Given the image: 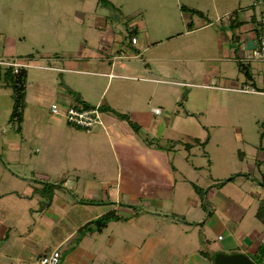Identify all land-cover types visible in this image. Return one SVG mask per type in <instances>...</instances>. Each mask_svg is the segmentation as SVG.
I'll use <instances>...</instances> for the list:
<instances>
[{"label": "rangeland", "instance_id": "rangeland-1", "mask_svg": "<svg viewBox=\"0 0 264 264\" xmlns=\"http://www.w3.org/2000/svg\"><path fill=\"white\" fill-rule=\"evenodd\" d=\"M254 1L0 0V62H3L0 70L3 72L7 67L5 62L29 64L22 67L26 70V79L21 101L24 106L18 111L19 118L18 113L17 116L11 114L18 93L16 87L20 86L14 76L0 80V220L5 218L7 222L15 221L25 227L32 220L33 210L40 209L43 200L51 199L48 194H56L66 201L71 224L60 218L59 232L73 228L74 216L76 224L87 218L85 205L89 202L95 203L93 207L97 210L98 206L115 201L113 191L108 194L100 189V183L106 180L99 179L103 174L92 168L94 158L100 160L103 155L90 149L85 141L79 148L78 139L63 137L71 136L65 132V127L80 128L67 123L63 114L69 105L83 106L75 99L80 93L93 104L90 106L99 105L101 111L103 106L96 103L97 100L110 102L113 99L119 104L117 108H126L125 112L134 107L131 106L133 97L128 93L136 90L131 88V82L95 74L100 72L98 55H114V51L101 47L104 36L113 35L127 43L135 54L129 57L123 53L126 57L121 61L127 68L124 71L115 68V73L164 80L148 83L150 86L145 91L153 96L149 105L164 106L165 122L173 120L172 113H185L175 118L182 128L181 144L176 140H162L161 145L174 148L170 149L173 153L179 149V156L184 153L182 163L189 160V165L192 161L195 166L198 164L193 169L203 177L205 184L199 185L200 188L195 185L197 193L192 196L196 195L202 203V220L209 221L217 213L223 223L222 229H208V223L199 225L196 235L205 242L199 243L204 258L200 256L198 264H214L218 253L237 252L249 256L256 264H264L257 252L259 245L264 244V93H261L264 92V60L256 58L250 46L253 34L249 32L252 28L249 19L254 14ZM182 5L202 14L189 12L183 18ZM234 12L243 24L233 29L229 21ZM186 19L189 20L184 21ZM142 21L145 29L139 30L136 24ZM132 28L139 30L138 33ZM145 31L152 45L143 49L139 44H130L131 33L142 38ZM176 33L180 37L167 40L166 37ZM159 40L163 41L156 44ZM81 47L85 58H78ZM78 59L90 61L86 72L81 71V63H69L80 61ZM145 63L149 64L148 69ZM244 88L248 91L241 90ZM145 101L147 97L137 101V105L149 107ZM52 104L57 107L56 113L51 111ZM74 133L72 130L71 134ZM148 139V144H158V139ZM102 153L106 154L104 147ZM101 163L109 168L117 165L112 157ZM73 167L79 171L75 173ZM232 170L235 173H230ZM239 171L245 175H237ZM94 172L100 177L92 178ZM106 176H113L107 179L109 182L117 178L116 174ZM229 177L232 179L228 180ZM229 181L234 187L223 188ZM27 182L43 186L46 195L42 189L24 193ZM69 182L74 183L77 190L71 192ZM85 188L90 192L98 190L91 194ZM218 189L219 202L230 211L228 216L218 201L213 200ZM226 196H230L231 202ZM129 198L125 193L117 194L120 202H131ZM138 199L132 204L142 208L143 202ZM172 203L177 212L189 208V201L173 200ZM156 211L172 216L170 208ZM81 227L78 226L77 236L86 230V226ZM92 227L93 223L88 225V229ZM255 230L259 233L253 239ZM164 232L168 234L166 229ZM230 235L238 247L224 246ZM13 239L22 238L16 234ZM250 241L255 252L246 247L250 246ZM175 244L179 246L181 242L175 241ZM45 248L42 251L48 252L50 246ZM64 253L67 255L68 250ZM172 262L179 264V259L173 257ZM186 262L183 259L180 264ZM0 264H5V259L0 257Z\"/></svg>", "mask_w": 264, "mask_h": 264}, {"label": "crops", "instance_id": "crops-1", "mask_svg": "<svg viewBox=\"0 0 264 264\" xmlns=\"http://www.w3.org/2000/svg\"><path fill=\"white\" fill-rule=\"evenodd\" d=\"M180 10L183 18L186 14H190L189 11ZM189 19L184 21H188ZM136 26L139 27V30H141V27L142 30L145 29L143 21L137 23ZM131 30L135 32L139 31L134 28ZM101 33L103 34L104 32L101 31ZM177 37H180L179 33L166 38L169 41ZM104 40L101 47L109 49L111 52L114 51V55L112 57L110 54L98 55L100 60V68L98 70L100 72L95 74L108 76V78L117 77L124 82H131V88L136 90L135 92L129 91L128 93L133 97L131 106L134 107L127 109L126 113V108H117L119 104H116L113 99L110 102H99L97 100L96 103H100L103 106V124L95 126L90 130L65 127L67 129H65V132L71 136L66 137L63 135V137L69 140L71 137L78 139L76 145L79 148L83 147L81 144L85 141L90 149L97 152V154L103 155L100 160L94 158L96 162L95 165H92V168L97 170L99 174H103V176L100 177L98 173L94 172L95 175L92 178L100 177L99 179H102V181L106 179L100 183L102 186L100 189L102 191L105 190L108 194L113 191L112 193L116 197L115 201H112L110 204L100 205L97 210V207H93L95 203L89 202V206L85 205V215H87V218L82 220L81 223L76 224L74 216V219L72 218V221H74L72 224L74 225L73 228L59 232L57 224L60 222V218L65 219L68 225L71 224L66 214L68 210L66 209L67 203L59 196H56V194H48L51 199L48 202L47 200H43L40 209L33 210L32 220L25 227L18 226L15 221L10 223L5 218L4 220L1 219L0 257L5 259V264H40V257L49 255L55 249L60 252L59 264H174L172 262L173 257L179 259V264L183 259H186L187 264H198L197 259L200 256L204 258L199 243L205 242L204 238L202 240L196 235L199 225L204 223L203 225L205 226L208 223V229L210 227L222 229L223 227V223L217 216V213H214V217L209 221L207 219L202 220L204 215V210L201 209L202 203L196 195L192 196V193H197L196 189H194L195 185L200 188L199 185L205 184L203 177L201 178V176L197 175L196 170L193 169L197 168L198 164L195 166L192 161L189 165V160L182 163L181 158H184V153L179 156V149L176 153H173L170 149L174 148L161 145L162 140H176L181 144L180 131L182 128L179 127L178 119L175 118H178L180 115L184 116L185 113H182V111L180 114L172 113L174 116L173 120L169 119L167 122L163 118L164 106L162 104L155 105V107L162 109L161 114L156 115L152 113V106L149 104L153 96L147 93L145 88L148 90L150 86L149 82L164 80L152 76H135L126 74L125 72L124 74H116L115 68H119L122 71L127 68V65L121 61V58L125 56L123 53L128 54L129 57L135 56V54H132V51L126 46L127 43L124 44V41H121L120 38L107 35L104 36ZM161 41L163 40H159L156 44H159ZM248 43L250 44V42ZM130 44H139L145 49L146 46L152 45V40L148 31H145L142 38L138 36L137 43L133 44L130 42ZM107 45L109 46L108 48L106 47ZM82 49L83 47H81L78 58L86 57L82 54ZM89 62L88 59L69 61L72 65H74L73 63H76L75 65L81 63L83 65V70H81L83 73L90 67ZM101 65H103L102 69ZM145 65L148 66L149 64L145 63ZM148 68L149 66L145 67V69ZM128 70H130L129 67ZM138 79H142L143 81H136ZM117 86L120 87V85ZM141 88H143V92ZM146 97L147 101L145 102L149 107L145 106L141 108V105H137V101ZM75 99H77L78 103H82L83 106L93 105L86 98L83 99L82 93L78 94ZM165 101L168 103L169 99H165ZM159 102L162 101L159 100ZM176 112H178V109ZM72 130L75 131L73 135L71 134ZM148 138L158 139V144H148ZM106 146L109 148L107 149ZM103 147L106 150V154L102 153ZM110 157L117 164L116 167L112 165L109 168V165L101 163L103 159L108 162V158ZM78 167L81 170V167ZM73 168H75L73 169L75 173L79 171L76 167ZM230 173H235V170L230 171ZM236 173L239 176L245 175L241 171ZM110 174H116L117 178L111 180V182L107 181L108 178L113 177L106 176ZM76 176L78 178L79 174ZM230 179L232 177L228 178V180ZM86 183L90 184L91 181H86ZM110 184H113V187L109 186ZM231 184L232 182L229 181L223 185V188L227 185L234 187ZM68 187L71 192L74 189L77 190V188H74V183L69 182ZM23 188L24 193H30L34 189H42L44 191L43 194L46 193L43 186H36V183L27 182ZM220 189L212 197L215 202L218 201L219 207L224 208L223 213L228 216L230 211L227 206L219 202ZM85 190L87 193L92 194L98 189H93L92 192L87 188ZM121 193L127 194L131 202L123 203L118 201L117 194ZM45 195L43 196L45 197ZM19 197L23 198L24 196ZM226 197L230 200V196ZM138 198L143 202L142 208L132 204L135 202L134 199ZM171 200L189 201V208L186 207V210H183L182 213L174 211L175 207ZM165 207L172 210V216L168 213L156 211V209H163ZM150 209H153V211H149ZM109 211H113L116 218L107 221L106 225L100 230L92 227V229H86L77 236L78 226L81 227L92 222ZM42 227L44 230H42ZM163 227H165L168 234H165ZM11 228L13 229V233L9 234ZM43 232L45 233L43 234ZM258 233L255 230V237L253 239L258 236ZM16 234L22 239L15 241L13 236H16ZM42 236L48 238L45 239ZM166 236L170 239L169 241H167ZM179 236H183L184 238L180 239ZM41 237L42 239L38 241ZM221 239L223 240L224 238L222 237ZM175 241L181 242L180 247L176 246ZM250 242V246L247 245L246 247L255 252L254 246H251L253 241ZM46 245L50 246L48 252L42 251ZM224 246L227 248L238 247L231 235L228 237V241L224 243ZM66 250H68L67 255L64 253ZM189 256L191 257L189 258Z\"/></svg>", "mask_w": 264, "mask_h": 264}, {"label": "built area", "instance_id": "built-area-1", "mask_svg": "<svg viewBox=\"0 0 264 264\" xmlns=\"http://www.w3.org/2000/svg\"><path fill=\"white\" fill-rule=\"evenodd\" d=\"M253 16H250L249 22L252 25L250 31L253 34V41L251 47L253 48V55L261 60H264V0H255L253 2ZM257 13V17L255 14ZM249 18V17H248ZM248 18L246 20H248ZM130 42L137 43L136 34L131 33ZM3 63V62H0ZM7 67H12L14 72H18L19 68L28 66L29 64L20 62H5ZM19 67V68H18ZM242 91H248L246 88ZM52 112H57L56 105L51 106ZM152 113L161 114L160 107H151ZM61 113V112H60ZM62 114V113H61ZM67 123L80 127L83 129H91L92 127L103 124V112L99 109V105L85 107L69 105L63 112ZM220 237V236H219ZM60 252L55 249L49 255H43L39 259L40 264H59Z\"/></svg>", "mask_w": 264, "mask_h": 264}, {"label": "trees", "instance_id": "trees-1", "mask_svg": "<svg viewBox=\"0 0 264 264\" xmlns=\"http://www.w3.org/2000/svg\"><path fill=\"white\" fill-rule=\"evenodd\" d=\"M180 9H182L183 11H189V12H195V13L197 11L200 15L202 14L201 11H198V10L193 9V8L191 9L190 7H187L184 5H182L180 7ZM231 16H232V18L229 21L230 28L234 29L235 27H239L243 24V20H240V18L238 17V14L236 12L231 13ZM188 24H190V23H188ZM12 76L15 77L14 80L17 84H19L20 87H18V86L16 87V90L18 93H17L16 98H15L16 100L14 102V108H13V112L11 115L13 116L16 113L15 116H17L19 114V116H18V118H19L20 113H18V111L20 108H22L24 106V105L22 106L21 101H22L23 96L25 94V92L23 91L24 81L26 79L25 68H20L18 73H14L12 67H6L3 72L0 70V80L2 78H4V79H10L11 78L12 79ZM17 106H19V107H17ZM89 106L90 105H85V107H89ZM112 218H116V215L114 214L113 211H109V212L105 213L104 215L98 217L97 219L93 220L92 222H89V223L83 225V227L86 226V229L88 230V225L93 223L94 227L96 229L100 230L106 225L107 221H109ZM81 228L79 230H81ZM257 252L260 253L261 257L264 259V244L259 245Z\"/></svg>", "mask_w": 264, "mask_h": 264}, {"label": "water", "instance_id": "water-1", "mask_svg": "<svg viewBox=\"0 0 264 264\" xmlns=\"http://www.w3.org/2000/svg\"><path fill=\"white\" fill-rule=\"evenodd\" d=\"M214 264H256L249 256L243 253H218Z\"/></svg>", "mask_w": 264, "mask_h": 264}, {"label": "flooded vegetation", "instance_id": "flooded-vegetation-1", "mask_svg": "<svg viewBox=\"0 0 264 264\" xmlns=\"http://www.w3.org/2000/svg\"><path fill=\"white\" fill-rule=\"evenodd\" d=\"M242 26V25H241ZM241 36V35H240ZM242 38V36L240 37V39Z\"/></svg>", "mask_w": 264, "mask_h": 264}]
</instances>
